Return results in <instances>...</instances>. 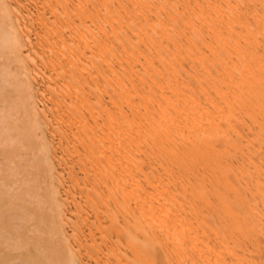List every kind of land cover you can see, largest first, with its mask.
<instances>
[{
	"label": "bare ground",
	"instance_id": "6f19581e",
	"mask_svg": "<svg viewBox=\"0 0 264 264\" xmlns=\"http://www.w3.org/2000/svg\"><path fill=\"white\" fill-rule=\"evenodd\" d=\"M0 264H264V0H0Z\"/></svg>",
	"mask_w": 264,
	"mask_h": 264
},
{
	"label": "rangeland",
	"instance_id": "374dc122",
	"mask_svg": "<svg viewBox=\"0 0 264 264\" xmlns=\"http://www.w3.org/2000/svg\"><path fill=\"white\" fill-rule=\"evenodd\" d=\"M13 220H16L15 218L13 219ZM11 230V231H10ZM13 230V231H12ZM9 231L13 234L14 233V235L16 234V235H18V231L16 230V229H14V228H11V229H9ZM21 234H22V232H21ZM22 235H24V234H22ZM27 255L25 254V256H24V258L26 257Z\"/></svg>",
	"mask_w": 264,
	"mask_h": 264
}]
</instances>
